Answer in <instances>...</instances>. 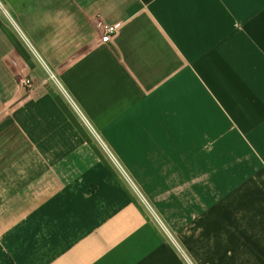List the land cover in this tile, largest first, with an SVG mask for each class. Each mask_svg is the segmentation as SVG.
I'll list each match as a JSON object with an SVG mask.
<instances>
[{
  "label": "crops",
  "instance_id": "0c3cea01",
  "mask_svg": "<svg viewBox=\"0 0 264 264\" xmlns=\"http://www.w3.org/2000/svg\"><path fill=\"white\" fill-rule=\"evenodd\" d=\"M0 264H264V0H0Z\"/></svg>",
  "mask_w": 264,
  "mask_h": 264
},
{
  "label": "built area",
  "instance_id": "2783aa9c",
  "mask_svg": "<svg viewBox=\"0 0 264 264\" xmlns=\"http://www.w3.org/2000/svg\"><path fill=\"white\" fill-rule=\"evenodd\" d=\"M122 25H123V22H116L113 24H109V23L104 22L101 18H97L95 22V26H96V29L100 31L102 34L101 43L102 44L110 43L112 36H114L118 32V30L122 27ZM22 86L27 89L29 94L32 92L33 84L30 79L23 80ZM30 100H31V96H28L25 102H29ZM188 263H189V260H188Z\"/></svg>",
  "mask_w": 264,
  "mask_h": 264
}]
</instances>
